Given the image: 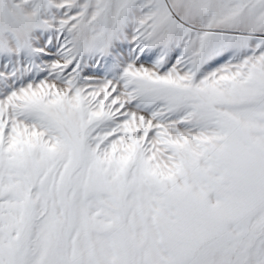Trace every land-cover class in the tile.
<instances>
[{"label":"snow or ice","instance_id":"6c2138e0","mask_svg":"<svg viewBox=\"0 0 264 264\" xmlns=\"http://www.w3.org/2000/svg\"><path fill=\"white\" fill-rule=\"evenodd\" d=\"M0 264H264V0H0Z\"/></svg>","mask_w":264,"mask_h":264}]
</instances>
